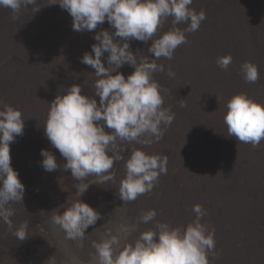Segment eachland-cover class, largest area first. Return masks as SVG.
<instances>
[{
    "label": "bare ground",
    "instance_id": "1",
    "mask_svg": "<svg viewBox=\"0 0 264 264\" xmlns=\"http://www.w3.org/2000/svg\"><path fill=\"white\" fill-rule=\"evenodd\" d=\"M189 7L197 13L203 10L206 20L197 31H185L187 42L175 50L171 60L161 57L155 61L157 65L164 66V71L152 75L160 85L163 107L171 110L174 119L169 126L161 125L163 137L158 141L154 137L150 144H121L118 141L119 147L125 151L122 153L124 159L114 164L119 170L118 174L115 172L117 175L113 182L118 180L120 184L125 177V161L134 149L166 159V174L159 175L153 189L134 201L126 202L130 217L141 223L143 213L155 210V219L141 224L151 226L159 222L174 228H185L196 219L193 206L201 205L206 214L200 222L208 231L214 229L215 248L208 252L209 264H264V140L257 147L236 142L234 138L227 137L224 123L226 104L235 95L246 94L254 102L264 105V0H193ZM42 14L36 17V22L41 19L39 28L34 29L23 22L26 14H13L10 9L0 7V47L5 49L13 41L17 49L25 54L30 53V46L31 52L43 50L52 65L47 66L51 70L41 72L46 75V79L42 77L41 81L32 77L21 80H16L17 76L12 77L14 81H19L20 88L27 87V98H32L33 116L39 117L36 123L42 119V113L48 115L49 104L55 97L66 94L65 90L73 84L82 87L83 95H94V69L80 61L84 53L91 52L97 33L114 31L105 22L93 32H76L72 28L73 21L68 23L72 20L70 15L66 14L67 21L61 22L59 15L47 6H44ZM174 27L184 31L188 25L174 26L169 17L153 39ZM29 32L34 33L30 42L26 39L30 36ZM70 43V49L63 50ZM129 43L138 61L153 59L148 52L151 41L131 40ZM229 55L232 62L228 69L217 67V58ZM245 61L257 66V82L247 83L242 78L240 68ZM104 62L106 64V60ZM3 64L4 70H11L9 64ZM169 68L173 73L171 76L168 75ZM60 71L64 73L61 77ZM119 71L127 77L134 69L124 65ZM48 76L57 82H50ZM96 99L99 101L98 97ZM144 139L146 137H141V140ZM227 149L232 150L243 164L232 166ZM228 164L232 168L239 167L235 168L240 174L238 176L236 172V179ZM244 166L249 171L240 168ZM236 183L242 186L237 187ZM119 187L112 192L118 198ZM32 204L31 198H23L22 203L8 205L13 211L12 225L17 229L28 221L26 213ZM101 224L104 226L103 240L112 235L119 237V245L114 246L116 252L131 242L129 233L134 228L129 227L122 213L117 212L113 220H104ZM98 226L101 228V225ZM4 227L5 232L11 233L7 224ZM64 243L67 248L69 239L65 238Z\"/></svg>",
    "mask_w": 264,
    "mask_h": 264
},
{
    "label": "clouds",
    "instance_id": "2",
    "mask_svg": "<svg viewBox=\"0 0 264 264\" xmlns=\"http://www.w3.org/2000/svg\"><path fill=\"white\" fill-rule=\"evenodd\" d=\"M36 2L0 0V7L15 14L21 12L22 7ZM192 3L193 0H54L51 4H58L68 12L72 17L73 31L93 32L105 22L114 29L97 33L94 36L97 43L91 46L90 53H84L80 61L94 69V95H83L82 87L73 84L65 90L66 94L57 95L49 104L48 115L42 113V119L47 118L41 125L44 135L51 147L64 158L65 171L70 170L75 180L90 175L103 176L105 182L114 180L115 173L111 170L117 161L124 159L122 153L125 151L119 147L118 141L121 144H150L153 137L156 141L162 139L161 125H171L174 114L163 107L160 85L152 78L154 72L164 71V66L155 61L161 57L171 60L175 50L187 42L185 31H197L206 20L203 10L197 13L189 7ZM41 8L35 6L34 12ZM169 17L174 26L187 24V29L181 31L174 27L153 39ZM131 40L151 41L148 52L153 59L138 61L130 48ZM231 62L230 55L216 60L217 67L222 70H227ZM124 65L134 69L127 77L119 71ZM240 71L247 83L259 79L258 68L250 61H245ZM168 75H173L170 68ZM21 100L22 109L10 105L8 100L7 105L0 107V219L9 228L13 227L10 219L13 211L8 205L22 203L25 194L19 173L11 165L10 145L17 140L26 146L25 152L32 154L35 140L38 141L31 136L35 134L33 124L42 120L36 123L37 117L33 123L26 118L27 113L32 110L33 114L34 110L25 98L18 101ZM224 123L227 137L257 147L264 140V105L254 102L246 94L235 95L226 104ZM29 125L33 126L27 128L28 133L24 132V127ZM141 137L146 139L141 140ZM27 153L19 158V164L15 163L22 167V171ZM40 155L43 158L40 166L44 171L57 169V159L51 151L41 149ZM124 166L125 177L120 181L118 195L125 203L150 192L159 175L166 174V159L148 155L140 149L131 151ZM88 187L84 186V192ZM193 212L196 219L185 228L157 222L158 231L141 232L134 242L125 244L119 252L114 248L119 245V237L115 235L93 242L96 264H209L208 252L215 248L214 229L210 232L200 222L206 214L201 205H194ZM156 215L155 210H149L142 214L140 222L147 224ZM100 218L95 209L79 200L52 220L65 231L67 238L75 239L82 238L85 230ZM27 227L25 222L14 235L21 241L26 240ZM2 245L0 242V247Z\"/></svg>",
    "mask_w": 264,
    "mask_h": 264
},
{
    "label": "rangeland",
    "instance_id": "3",
    "mask_svg": "<svg viewBox=\"0 0 264 264\" xmlns=\"http://www.w3.org/2000/svg\"><path fill=\"white\" fill-rule=\"evenodd\" d=\"M52 1L54 2V0H37V2L33 5L22 7V11L19 13L26 14L24 15L25 21L23 22L29 24V28H39V22L41 21V19L39 22H36V17L43 16L42 11L44 10V6H47L51 10V12H54L56 15H59L61 22H66L67 19L65 15L68 14V12L66 10L61 9L58 4L51 5ZM35 6H42V8L39 11L36 9V12H34ZM71 21L72 20H69L68 23ZM29 33L30 38L26 37L28 42H30V40L32 41L34 34L31 32ZM23 35L27 36L26 34ZM93 41L94 43H97V41H95L94 39ZM70 47L71 43L68 45V47H65L63 50H69ZM74 48L75 44L73 45V49ZM0 52H5L3 54L0 53V65L2 64V66H0V82H2L0 84V107H3L4 104H7L6 102L8 100L10 105H15L16 108L18 105L19 109H22L24 104L22 100L20 102L18 100L21 98H25L29 103L32 104V98L31 100L29 97L27 98V87L20 88L18 86L20 85L19 81L14 80H21L32 77V79L41 81L42 77V79H46V75H43L44 73L42 74L41 72H45L46 70L50 69L49 67L52 65L48 62V55L46 57L44 56L46 54L43 50L39 49L33 50V52H31L30 46V53L25 54L23 51L17 49V45L13 41L5 49L0 47ZM14 53L15 57H13ZM9 54H11L12 56ZM29 55L30 58H28ZM9 57L12 60L9 59ZM2 61L6 65L9 64L8 66L11 70H4V64L1 63ZM35 62H37L38 65ZM12 63L13 65H11ZM30 64H32L33 66H30ZM35 64L37 65V67ZM60 73L61 77L64 73L61 71ZM16 76L17 78L13 80L12 77ZM162 76H164V74ZM48 79L52 83L57 82L52 77H49ZM66 79H68V75ZM64 81H66L65 78ZM67 83L70 84L71 82ZM2 84L4 85V87ZM11 87L12 89H10ZM3 98H7V100ZM182 114H185L184 110H182ZM27 116L26 118H28L31 122L34 123L36 121V117L33 116L32 110L27 113ZM46 119L47 118H43L38 124H33L35 126V134L31 136L34 139L38 138V141L36 142L35 140V147L31 149L33 151L32 154H28L27 152H25L26 146L22 145L17 140H15V142L10 145V155L11 158H13V160H11V165L13 169L19 173V179L25 186L24 198H31L33 200V204L30 211L26 213V217L28 220V238L24 241L19 240L14 235V233L19 229H17V226L13 225V227L10 229L11 233L5 232L4 226L6 225V223L3 221V219H0V242L3 243V245L0 247V264H96L95 249L92 247L93 242L103 241L102 237L104 232V226H102L101 223L104 220H113L117 212L122 213L125 216V220L128 222L129 227L134 228V230H130L129 233V238L131 242H134L141 232L148 230L158 231L156 229V224L151 226H145L144 224L136 223L130 217L128 206L126 205V203L112 194L113 190L120 185L118 183V180V182H113L114 180H109L105 182L103 180V176L90 175L82 180L77 181L71 176L70 170L65 171L64 158L61 156L58 150L53 149L51 147L50 142L44 135V131L41 125L46 122ZM33 125L24 127V132L28 133L27 128ZM41 149H47L51 151L53 155L56 156L58 167L55 171L46 172L40 166V162L43 159L40 155ZM228 152L229 153L227 154V157L231 161L232 166L235 163L239 165L243 164L240 162L239 158L234 153H232V150H228ZM24 153H27L29 156H26L28 157L26 161L27 165L25 166L26 169L24 168L22 171V167H19V165L16 166V164H19V158L23 157ZM13 165H15L16 167ZM229 168L231 174L236 179L237 170L235 168L239 167L234 166V168H232L229 165ZM240 168L245 171H249L247 166ZM118 170V168L113 167L111 171L114 173L116 172L118 174ZM116 173L115 175H117ZM249 173H251V171ZM238 176H240L239 173ZM232 184H228V186ZM238 185L239 184L236 183L237 187ZM84 186H89L85 192ZM79 200L84 203H87L89 206L95 209L100 214L101 218L97 220L95 225H91L85 230V235L82 238H68L69 243H67V249L66 244L64 243L65 238H67L66 233L60 228V226L53 223L52 218L57 215H62L65 209L70 207L73 203L78 202ZM38 206H40L41 208H37ZM212 207L213 205L209 207V210ZM11 218L12 217H10V219ZM98 225H101V228H99Z\"/></svg>",
    "mask_w": 264,
    "mask_h": 264
}]
</instances>
